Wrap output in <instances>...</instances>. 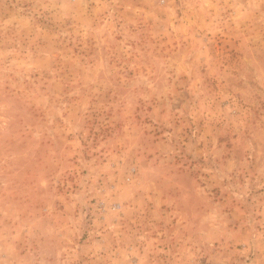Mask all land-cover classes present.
Masks as SVG:
<instances>
[{
    "label": "rangeland",
    "instance_id": "obj_1",
    "mask_svg": "<svg viewBox=\"0 0 264 264\" xmlns=\"http://www.w3.org/2000/svg\"><path fill=\"white\" fill-rule=\"evenodd\" d=\"M0 264H264V0H0Z\"/></svg>",
    "mask_w": 264,
    "mask_h": 264
}]
</instances>
